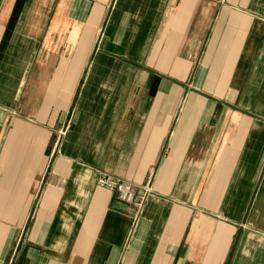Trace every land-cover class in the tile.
Wrapping results in <instances>:
<instances>
[{"label":"crops","instance_id":"obj_1","mask_svg":"<svg viewBox=\"0 0 264 264\" xmlns=\"http://www.w3.org/2000/svg\"><path fill=\"white\" fill-rule=\"evenodd\" d=\"M0 264H264V0H0Z\"/></svg>","mask_w":264,"mask_h":264},{"label":"built area","instance_id":"obj_2","mask_svg":"<svg viewBox=\"0 0 264 264\" xmlns=\"http://www.w3.org/2000/svg\"><path fill=\"white\" fill-rule=\"evenodd\" d=\"M96 184L98 187L115 194L121 202L132 205L133 222L138 219L143 208L145 198L149 193V186L145 185L142 188V195L137 196V189L132 184L111 175L102 174L98 177Z\"/></svg>","mask_w":264,"mask_h":264},{"label":"rangeland","instance_id":"obj_3","mask_svg":"<svg viewBox=\"0 0 264 264\" xmlns=\"http://www.w3.org/2000/svg\"><path fill=\"white\" fill-rule=\"evenodd\" d=\"M66 128H68V127H66ZM66 128H65V130H66ZM62 129H63V127H61L59 130H58V136L60 137V135L62 134ZM145 186V185H144ZM147 186H149V184L147 185ZM150 187V186H149ZM144 203H145V201H144ZM144 206V205H143ZM143 209V208H142ZM141 212H142V210H141ZM141 214V213H140ZM140 216V215H139ZM139 218V217H138Z\"/></svg>","mask_w":264,"mask_h":264}]
</instances>
